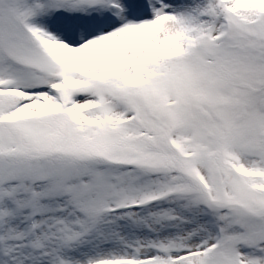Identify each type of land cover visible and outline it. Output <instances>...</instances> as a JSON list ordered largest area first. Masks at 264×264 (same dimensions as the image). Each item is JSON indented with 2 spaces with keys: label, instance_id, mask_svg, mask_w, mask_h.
<instances>
[{
  "label": "snow or ice",
  "instance_id": "obj_1",
  "mask_svg": "<svg viewBox=\"0 0 264 264\" xmlns=\"http://www.w3.org/2000/svg\"><path fill=\"white\" fill-rule=\"evenodd\" d=\"M0 264H264V0H0Z\"/></svg>",
  "mask_w": 264,
  "mask_h": 264
}]
</instances>
